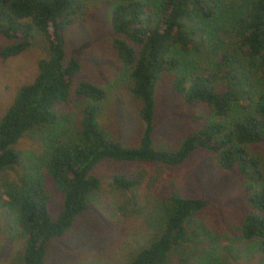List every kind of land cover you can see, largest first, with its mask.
I'll use <instances>...</instances> for the list:
<instances>
[{
  "label": "trees",
  "instance_id": "obj_1",
  "mask_svg": "<svg viewBox=\"0 0 264 264\" xmlns=\"http://www.w3.org/2000/svg\"><path fill=\"white\" fill-rule=\"evenodd\" d=\"M81 7L82 0H0V33L12 40L0 46L3 58L28 48L35 32L46 41L33 78L17 86L0 114V207L22 240V264H47V243L68 235L89 208L105 163L128 166L109 175L121 189L148 194L170 188L157 228L129 264H169V252L189 239L190 227L204 240L194 248V264H232L229 256L249 248L264 256V163L247 151L264 142V0H114L112 45L128 69L141 122L128 145L99 122L103 89L76 79L80 63L67 56L65 32ZM162 76L182 104L195 108L197 121L167 145L153 140ZM70 95L78 118L56 110ZM56 126L33 163L20 169L17 139ZM201 148L217 168L241 173L245 194L237 218H226L215 234L198 221L211 199L180 190L182 165Z\"/></svg>",
  "mask_w": 264,
  "mask_h": 264
},
{
  "label": "rangeland",
  "instance_id": "obj_2",
  "mask_svg": "<svg viewBox=\"0 0 264 264\" xmlns=\"http://www.w3.org/2000/svg\"><path fill=\"white\" fill-rule=\"evenodd\" d=\"M113 2L82 0V7L66 29L65 49L67 56L76 57L80 63L76 79H88L104 91V99L99 106V122L111 137L128 145L133 144L141 133V122L137 110L139 104L128 89V69L121 64L112 45L109 8ZM32 40L30 46L19 54L6 58L0 55V114L11 101L17 86L31 81L36 73L37 60L46 55V41L42 36L35 32ZM11 41L0 33V46ZM155 93L157 110L153 140L156 144L167 145L193 129L192 126L197 124L196 111L180 102L164 76L159 79ZM75 101L70 95L66 102L56 106L57 112L72 113L78 118ZM75 125L73 121L70 126L73 128ZM58 131L57 126L38 127L20 136L14 144L19 153L17 166L20 169L29 167L43 142H48L50 136ZM247 151L264 163V142L249 144ZM127 168L120 163L99 166L100 186L92 193L89 208L77 216L68 235L49 240L47 264H129L132 255L146 244L151 230L159 224L161 201L170 188L164 186L153 193L143 194L111 184L109 175ZM182 169L185 175L180 190L211 199L204 216L198 221L203 220L214 234L221 232L225 219L235 220L243 208L245 194L241 173L217 168L202 148L190 154ZM60 201L61 197L57 195L50 205L51 218L56 216L57 211H53ZM12 226L0 207V264H22V240L15 237L17 229L14 231ZM188 229L191 232L189 239L169 252V264L196 262L194 248L203 247L204 240L200 235L195 236L193 228ZM229 258L232 264H264V256L251 248Z\"/></svg>",
  "mask_w": 264,
  "mask_h": 264
},
{
  "label": "crops",
  "instance_id": "obj_3",
  "mask_svg": "<svg viewBox=\"0 0 264 264\" xmlns=\"http://www.w3.org/2000/svg\"><path fill=\"white\" fill-rule=\"evenodd\" d=\"M48 261V260H47ZM49 262H50V260H49Z\"/></svg>",
  "mask_w": 264,
  "mask_h": 264
}]
</instances>
